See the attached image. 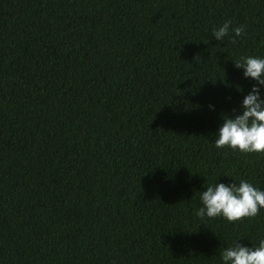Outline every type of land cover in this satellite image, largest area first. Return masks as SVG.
Instances as JSON below:
<instances>
[{
    "label": "trees",
    "instance_id": "trees-1",
    "mask_svg": "<svg viewBox=\"0 0 264 264\" xmlns=\"http://www.w3.org/2000/svg\"><path fill=\"white\" fill-rule=\"evenodd\" d=\"M225 21L246 35L216 40ZM245 56L264 58V0H0V264H223L233 241L258 246L264 209L194 215L208 185L264 190V155L214 144L254 85L264 98Z\"/></svg>",
    "mask_w": 264,
    "mask_h": 264
},
{
    "label": "clouds",
    "instance_id": "clouds-1",
    "mask_svg": "<svg viewBox=\"0 0 264 264\" xmlns=\"http://www.w3.org/2000/svg\"><path fill=\"white\" fill-rule=\"evenodd\" d=\"M232 34L231 43H236L235 37L246 35V25L233 27L231 21H225L212 32L221 42ZM234 64L237 69H244L245 78L264 86V58L245 56ZM260 93L261 87L254 85L243 99L242 114L223 117L219 137L214 142L216 148L264 155V98ZM205 188L206 191L199 192L203 207L194 211L201 220L223 217L230 223H237L257 217L264 209V190L247 180H240L238 185L216 183ZM220 257L223 264H264V239L252 248L241 245L238 240L233 241L229 247L221 248Z\"/></svg>",
    "mask_w": 264,
    "mask_h": 264
}]
</instances>
